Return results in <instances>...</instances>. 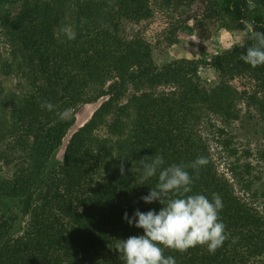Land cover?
<instances>
[{
  "label": "trees",
  "instance_id": "16d2710c",
  "mask_svg": "<svg viewBox=\"0 0 264 264\" xmlns=\"http://www.w3.org/2000/svg\"><path fill=\"white\" fill-rule=\"evenodd\" d=\"M5 1L17 5L12 12H0L10 47L5 58L0 56V67L29 77L31 87L11 98L10 112L1 120L0 132L10 136L17 153L10 159L0 155V169L13 167L9 176L0 172V198L14 201L25 220L20 228L15 210L0 214V264H124L115 245L143 234L124 213L131 217L137 208L159 211L162 205L140 199L158 176L141 184L140 173L122 176L119 165L124 159L126 169L139 167L141 158L156 155L164 157L163 167L207 158L198 176L186 169L194 180L189 195L211 199L219 194L220 218L229 233L214 254L198 245L183 253L165 248L164 255L175 257L177 264H264V214L218 173L200 131L211 114L225 124L254 119L262 140L256 156L264 163V66L253 68L241 59L251 43L247 36L209 61L182 59L158 66L150 43L142 36H124L123 23L148 18L154 6L177 9L186 0ZM256 3L250 10L247 0H222L221 5L211 0L205 15L226 19L221 27L254 22L264 31V0ZM65 26L77 33L74 40L61 31ZM201 64L218 71L214 86L195 78ZM236 76L252 78V88L238 90L231 84ZM102 96L106 99L91 118L70 135L62 160L49 168L74 122L57 113ZM45 101L54 109L43 108ZM237 102L244 104L243 114ZM100 128L104 135L96 133ZM244 151L252 155L249 148ZM230 169L237 172L233 165ZM252 183L244 182L242 189L259 196L261 186L252 190Z\"/></svg>",
  "mask_w": 264,
  "mask_h": 264
},
{
  "label": "rangeland",
  "instance_id": "374dc122",
  "mask_svg": "<svg viewBox=\"0 0 264 264\" xmlns=\"http://www.w3.org/2000/svg\"><path fill=\"white\" fill-rule=\"evenodd\" d=\"M211 0H186L177 9L154 6V11L148 18L139 21H125L123 23V34L126 37L142 36L150 43L153 59L158 66L172 60L199 59L209 61L214 54L232 48L243 42L246 29L244 25L237 23L233 28L221 27L226 19L208 18L205 12ZM221 5L222 0H217ZM16 3L0 0V12L14 11ZM264 19V11L262 14ZM3 25L0 24V56L5 58L10 50L6 36L3 34ZM2 32V34H1ZM194 76L208 86H214L219 81V73L212 66L201 64L195 71ZM231 84L238 90L250 89L253 86L252 78L248 76H236L231 80ZM31 87L29 77L22 75L17 77L14 73L0 67V121L3 116L10 112L11 98L26 92ZM9 98V99H8ZM106 97L102 96L91 102H81L72 109L73 125L63 139L61 145L53 154L49 168L56 167L62 160L65 146L70 135L80 126L86 123ZM4 103H6L4 105ZM236 110L241 114L245 112L242 102L236 103ZM0 122V128L2 127ZM244 126V127H243ZM219 129H224L225 133H220ZM260 130L254 119L243 118L239 121L227 123L218 115H208L200 126V131L207 141L209 150L220 175L226 177L233 183L238 196L249 202L264 214V163L257 159L256 149L260 147L262 140H259L256 131ZM97 134L104 135V129H98ZM230 139L226 145L224 140ZM245 148H249L252 155L246 157ZM235 153H233L234 151ZM17 152L12 149L11 138L8 134L0 132V155L9 154V159L15 157ZM0 162H2L0 158ZM250 171H245L248 165ZM236 167L235 173L230 169ZM12 164L2 165L0 172L4 176H9ZM258 176L261 178L258 179ZM252 181V190L261 186V193L251 195L252 191L243 190V183ZM259 189V188H258ZM11 210L18 213V227L22 228L25 219L20 216L16 203L12 200L0 198V214L4 215ZM26 218V217H24Z\"/></svg>",
  "mask_w": 264,
  "mask_h": 264
},
{
  "label": "clouds",
  "instance_id": "9594fccd",
  "mask_svg": "<svg viewBox=\"0 0 264 264\" xmlns=\"http://www.w3.org/2000/svg\"><path fill=\"white\" fill-rule=\"evenodd\" d=\"M248 8L254 10L257 7L256 0H247ZM245 35L251 43L247 46L241 59L253 68L264 66V31L256 29L254 22H245ZM68 40H74L77 33L71 26L61 29ZM51 111L54 105L45 101L41 105ZM60 119L72 118V110L64 109L57 113ZM126 158V157H124ZM140 166L132 164L126 169L125 160L119 165L121 175L126 171L141 174V184L154 176H158L155 187H151L147 195L140 199L151 204L159 202L162 207L159 211L150 209L146 212L137 208L131 217L125 212L123 218L135 227L142 228V235H132L127 239L119 240L115 249L120 253L124 264H177L175 257L165 256L164 249H173L181 253L189 248L207 246L209 253L222 247L229 239L226 225L220 218L223 209L222 197L214 193L211 199L204 194H191L193 176L186 170H196L207 165L206 157L200 156L189 164H165L162 155H156L151 160L145 157L140 159Z\"/></svg>",
  "mask_w": 264,
  "mask_h": 264
}]
</instances>
